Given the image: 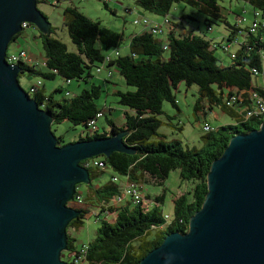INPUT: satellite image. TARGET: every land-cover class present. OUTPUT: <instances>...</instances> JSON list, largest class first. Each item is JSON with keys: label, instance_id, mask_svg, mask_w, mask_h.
I'll use <instances>...</instances> for the list:
<instances>
[{"label": "trees", "instance_id": "1", "mask_svg": "<svg viewBox=\"0 0 264 264\" xmlns=\"http://www.w3.org/2000/svg\"><path fill=\"white\" fill-rule=\"evenodd\" d=\"M100 1L108 8L107 2ZM239 1H244L251 7L253 17L256 12L264 15V0ZM219 2L220 0H134L137 7L163 19L167 18L168 22L161 24L155 34L139 25L140 32L130 37L128 52L124 55L119 53L107 63V67L111 66L118 72L127 87L125 91L117 90L114 93L118 104L123 107V120L116 124L107 119L108 132L100 133L95 128L89 136L87 130L88 122L97 112L103 111L96 103L101 93L100 86L90 84L79 94L68 98L66 95L69 93L66 92L65 97L59 100L54 99L52 94L46 95L43 89L31 86L34 91L28 94L39 108L50 115L51 126L65 121L73 126L81 125L83 129L78 141L125 133L123 143L133 151L113 152L108 158L102 155L90 158L101 161L104 168L87 167L89 183L84 184L82 193L79 191L82 184L76 185L73 200L76 203L79 199L77 203L83 206L76 207L80 213L66 228L67 244L61 254L66 263L78 264L81 261L86 264H138L167 234L185 233L190 217L201 208L205 199L206 175L211 163L222 154L233 134L247 133L259 127L260 119L257 116L246 118V113L252 109L249 93L264 94L263 81L261 84L255 82V79L262 78L264 27L257 25L251 31V24L245 29L237 24L231 25L225 20ZM178 3L204 14L207 30L211 29V24L223 22L230 30L229 34L214 43L213 39H207L204 34L196 35L191 30L184 34L176 32L174 20L169 19L168 14ZM181 15L178 18L181 25L187 23V18L193 20L187 14V17ZM139 16L147 18L142 14ZM62 17L63 27L73 49L69 50L66 43L57 36L56 27L51 25L46 33L38 31L44 65H29L27 60L17 62L20 68L18 81L25 74L42 79L59 76L65 81L81 80L87 83L93 76L92 71L104 62L106 52L122 46L121 34L101 26L99 21L89 19L75 5L64 6ZM21 33L22 31L14 35L11 42L20 37ZM160 33L163 35L161 38L158 37ZM238 35L242 36L241 42H237ZM225 40L228 43L221 46ZM231 44L238 45V48L231 53V62L224 66L215 57L214 50L221 47L227 51ZM10 54L13 53L6 52L7 57ZM252 70H256L257 74ZM181 84L187 88L196 86V120L206 115V112L218 110L233 119L234 124L222 125L200 135L198 146H183L176 139H167L159 132L164 124L159 116L163 114V102H168L179 111L175 92ZM239 91L244 92L242 99L227 104L228 99ZM166 118L171 121L169 116ZM54 136L57 145L68 143H65L62 135ZM85 161L80 164L84 166ZM106 170L110 171V175L103 180L101 178ZM173 171L178 172L181 186L185 187L181 188L180 191H183L179 194L172 195V215L167 220L166 214L160 210L166 189L163 187L158 195H147L142 193L141 188L144 185L163 186L169 173ZM126 183L135 185L142 199L135 201L131 194H123V185ZM118 198L121 200L117 201ZM91 208L98 211L96 220L101 215L104 217L100 219L93 239L78 246L76 234L83 227Z\"/></svg>", "mask_w": 264, "mask_h": 264}, {"label": "water", "instance_id": "2", "mask_svg": "<svg viewBox=\"0 0 264 264\" xmlns=\"http://www.w3.org/2000/svg\"><path fill=\"white\" fill-rule=\"evenodd\" d=\"M23 23L50 27L36 0H0V264H68L66 228L80 213L69 204L76 185L89 183L80 162L133 151L125 133L57 145L52 118L6 61ZM262 73L264 84V51ZM206 185L187 231L167 234L138 264H264V119L231 136Z\"/></svg>", "mask_w": 264, "mask_h": 264}, {"label": "rangeland", "instance_id": "3", "mask_svg": "<svg viewBox=\"0 0 264 264\" xmlns=\"http://www.w3.org/2000/svg\"><path fill=\"white\" fill-rule=\"evenodd\" d=\"M78 9L89 19L94 21H99L100 25L107 27L116 31L122 35V46L117 49L118 53L124 55L128 52V43L131 35L140 32L141 26L134 25L133 20L140 18L139 15L144 14L147 19H156L159 18L162 22L163 18L158 17L152 13L142 10L137 7L134 3V0H107V7L105 8L103 3L100 0H85L79 1L72 0ZM220 5L222 7V13L225 17V20L231 25L237 24L241 26L242 29L247 28L252 22V12L251 7L244 1L239 0H220ZM40 11L49 19L52 26L56 27L57 36L66 43L69 50L73 49L67 32L63 27V17L62 9L65 6V3L58 2H43V4H37ZM185 13L193 20L187 18V23L183 25L179 24L178 26H185L187 30L193 31L196 35H205L207 39H213L214 43L220 41L222 35L227 37L230 30L223 22H215L211 24V29L207 30V26L204 22V14L200 13L196 9L186 6L183 3L175 4L168 17L171 20H178L177 17ZM238 15V16H237ZM36 36H33V35ZM221 34V35H220ZM220 35L218 38H214ZM158 37L161 38L162 34H158ZM242 41V36L238 35L237 42ZM227 40L223 42L222 45H226ZM238 45L231 44L227 51H224L221 47H217L214 50V55L218 61L227 66L231 62V53H234ZM19 50H24L29 59L31 65L37 64L38 67H42L44 63L43 48L41 39L38 37V31L35 27H27L22 30L20 37L15 41H12L7 47V54L9 53H18ZM114 49H111L106 52L107 55H110L114 58ZM102 64H100L101 66ZM108 68L112 75L110 76L107 72ZM93 76L86 83L81 80H71L67 83L63 78L56 76L54 79H42L37 76H25V74L19 77V83L24 90H28L30 82L34 84L36 88L43 89L45 94H52L54 99H62L65 97V93L68 92L66 98L77 95L81 92L82 89L88 88L90 84H95L100 86L101 93L99 99L96 101L98 106L103 107L104 116L97 121L98 131L108 132L109 126L107 119L112 120L114 123L120 124L123 120V107L120 106L117 102V97L114 93L117 90L125 91L127 88L124 84L123 78L115 72L111 66L107 67V63H104L100 68L99 72L96 70L92 71ZM262 78L259 77L255 82L261 84ZM116 82V83H115ZM129 89H132L129 87ZM177 105L179 111L172 107L168 102H163L162 110L163 114L159 116L164 124L160 127L159 132L163 133L167 139H176L181 142L183 146H198L200 143V135L206 133L202 129L204 122H208L214 129L226 125L234 124L233 119L229 116L222 114L220 111L213 110L212 112H206V115L202 116L196 120L194 113V103L196 101V86H191L187 88L184 84H181L178 87V90L175 92ZM166 116L171 118V121H168ZM199 116V115H198ZM201 117V116H200ZM83 127L73 126L69 122L65 121L60 124H53L51 130L54 135H62L63 140L66 142H75L78 141L79 134L81 133ZM85 130V129H84ZM89 133L91 134L90 130ZM90 136V135H89ZM67 144V143H66ZM109 170H106L103 179L108 178L110 173ZM105 177V178H104ZM85 185L82 184V187H79V191L82 193ZM165 188V200L160 206V210L163 214H166L169 218L172 215V201L171 197L173 194H179L181 188L180 179L177 171L170 172L166 180L164 181L163 186H152L144 185L142 187V193H149L151 195L160 193L162 188ZM185 187V186H184ZM183 187V188H184ZM187 189V188H186ZM70 206L76 208L83 206L82 204L71 202ZM85 204L84 206H86ZM89 208V207H88ZM98 213L95 208H91L86 215V220L84 222L81 230L76 234L77 245L86 244L89 240L93 239L96 229L100 225V219L104 217L100 216L98 220L95 219L96 214ZM107 219V217L105 216ZM72 233V230H70ZM62 256V255H61ZM61 260L64 261L61 257ZM78 264H86L84 262H79Z\"/></svg>", "mask_w": 264, "mask_h": 264}, {"label": "built area", "instance_id": "4", "mask_svg": "<svg viewBox=\"0 0 264 264\" xmlns=\"http://www.w3.org/2000/svg\"><path fill=\"white\" fill-rule=\"evenodd\" d=\"M37 2H50V1H53V2H58V3H71L73 2L72 0H36ZM81 2V1H85V0H78V2ZM104 2H107V0H102ZM168 22V19L167 18H164L163 19V22H156V21H153V20H150V19H147L145 17H141L140 18H136L135 20H133V23L134 24H138V25H141L143 27H145L147 30H149L152 34H155L159 31L160 27L162 26L161 24L163 23H166ZM257 25L259 26H263L264 27V15H262L261 13L259 12H256L254 14V17L252 19V22H251V31H253ZM22 27L25 28L27 27V23H23L22 24ZM119 55L118 51L115 50L114 52V58L117 57ZM113 57H111L110 55H107L105 58H104V62L102 63V65L104 63H108L110 62L112 59H114ZM24 60H27V56H26V53L24 51H20L18 52L17 54L13 53V54H10L8 55V57L6 56V61L7 63H9L10 65H17V62L19 61H24ZM102 65L100 67H98L96 69L97 72L100 71V68L102 67ZM107 69V68H106ZM107 72L108 74L110 75V70L107 69ZM252 72L256 75L257 74V71L256 70H252ZM66 82H69L68 80ZM34 91V88L33 87H29L28 90H26V92L28 93H33ZM244 94L243 91H239V92H235L231 97L230 99H228V102L227 104H230V103H233L235 100H241L242 99V95ZM249 98L252 102V109L248 110L247 113H246V118L247 117H250V116H257L259 119H260V125L262 124L263 122V119H264V94H261L259 92H253V93H249ZM103 115V111H99L95 114L94 118L91 119L89 122H88V134L91 136L93 131L95 130L96 127V122L98 119H100ZM202 129L204 132H211V131H214L215 129L207 122H204V124L202 125ZM89 130L91 132V134L89 133ZM90 166H97V167H100V168H104V164L101 162V161H95L93 159H89V160H86L85 161V164H84V167H90ZM137 187H135V185L133 184H129V183H126L125 185H123V194L126 193V194H131L133 199L135 201H138L140 199H142V196L140 195V193H138ZM121 198H118L117 201H120ZM75 201V199H74ZM79 202V199H77L76 203ZM75 203V204H76ZM165 218L168 220L169 217L165 215Z\"/></svg>", "mask_w": 264, "mask_h": 264}, {"label": "crops", "instance_id": "5", "mask_svg": "<svg viewBox=\"0 0 264 264\" xmlns=\"http://www.w3.org/2000/svg\"><path fill=\"white\" fill-rule=\"evenodd\" d=\"M72 3V2H71ZM40 4H43V3H40ZM67 5H75V4H69V3H66L65 4V6H67ZM76 6V5H75ZM77 7V6H76ZM78 8V7H77ZM40 10V9H39ZM42 13V12H41ZM43 14V13H42ZM44 15V14H43ZM142 15H144V14H142ZM181 15V14H180ZM180 15L177 17V19L178 18H180ZM183 15H185V13H183ZM183 15H181V16H183ZM45 16V15H44ZM186 16V15H185ZM46 17V16H45ZM187 17V16H186ZM47 18V17H46ZM154 20H156V21H160L159 20V18H156V19H154ZM47 21L49 22V24H50V26L52 25L51 23H50V21H49V19L47 18ZM179 21L178 20H174V22H173V24H174V26H175V31L176 32H178V33H182V34H184L185 32H187V28L185 27V26H178L177 25V23H178ZM177 25V26H176ZM37 29V28H36ZM37 31H38V29H37ZM221 35V34H220ZM220 35H218L217 37H214V38H218ZM33 36H36L35 34L33 35ZM163 36V35H162ZM222 36H224V35H222ZM43 56H44V54H43ZM26 63H28L29 65H31L30 63H29V59H27V61H26ZM33 65H36V64H33ZM43 65H44V63H43ZM115 72H117L116 70H115ZM112 75V73L110 74V76ZM69 83V82H68ZM116 83V82H115ZM30 84V86H34V84H32L31 82L29 83ZM35 87V86H34ZM102 109H103V107H102ZM223 114V113H222ZM117 124V123H116ZM105 178V177H104ZM101 179H103V178H101ZM107 178H105V179H103V180H106ZM123 183V182H122ZM142 189V188H141ZM145 194H147V193H145ZM158 194H160V193H157V194H155V195H158ZM148 195V194H147Z\"/></svg>", "mask_w": 264, "mask_h": 264}, {"label": "clouds", "instance_id": "6", "mask_svg": "<svg viewBox=\"0 0 264 264\" xmlns=\"http://www.w3.org/2000/svg\"><path fill=\"white\" fill-rule=\"evenodd\" d=\"M38 3V2H37ZM40 3H43V2H40ZM66 4V3H65ZM69 4H74V2H72V3H69ZM27 27H29V25H28V23H27ZM26 27V28H27ZM262 80H263V73H262ZM26 91V90H25ZM29 95V94H28ZM208 123V122H207ZM72 202H74V200L72 201Z\"/></svg>", "mask_w": 264, "mask_h": 264}]
</instances>
